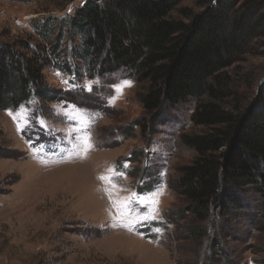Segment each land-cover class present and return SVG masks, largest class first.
<instances>
[{"label": "rangeland", "instance_id": "obj_1", "mask_svg": "<svg viewBox=\"0 0 264 264\" xmlns=\"http://www.w3.org/2000/svg\"><path fill=\"white\" fill-rule=\"evenodd\" d=\"M84 1L0 0L1 39L47 54L62 37L43 71L57 99L0 110V264H264V209L253 187L241 191L242 208L205 220L176 190L197 155L182 136L207 130L192 120L196 101L165 104L152 119L139 99L146 83L129 71L90 76L79 34L61 23ZM211 1L183 0L171 16L189 21ZM49 16L48 41L36 27ZM66 61L69 72L58 65ZM220 79L224 107L262 104L264 36Z\"/></svg>", "mask_w": 264, "mask_h": 264}, {"label": "trees", "instance_id": "obj_2", "mask_svg": "<svg viewBox=\"0 0 264 264\" xmlns=\"http://www.w3.org/2000/svg\"><path fill=\"white\" fill-rule=\"evenodd\" d=\"M181 1L85 0L61 23L79 34L78 55L90 76L122 68L146 83L139 99L152 119L165 104L196 101L192 120L207 130L182 136L197 155L181 167L176 185L188 210L200 220L214 210L230 214L242 208L247 187L257 191L264 209V102L230 109L218 101L223 95L217 87L221 73L264 36V0H212L189 21L171 16ZM52 18L36 27L48 41ZM61 38L57 32L47 54L24 40L0 38V110L33 97L57 99L60 90L46 82L43 71L54 63ZM58 65L70 71L67 61Z\"/></svg>", "mask_w": 264, "mask_h": 264}, {"label": "snow or ice", "instance_id": "obj_3", "mask_svg": "<svg viewBox=\"0 0 264 264\" xmlns=\"http://www.w3.org/2000/svg\"><path fill=\"white\" fill-rule=\"evenodd\" d=\"M125 84H126L127 86H130V82H125ZM9 115L12 116L13 119H16V118H17V115H19V113H17V114L14 115L11 111H9ZM84 144H85V148H84V150H83V153H80V154H82V155H86L88 149L91 147V144L89 143V139H88V137H85V138H84ZM108 171L114 173V169H111V168H110V169H108ZM120 175H122V174H120ZM99 179H101V180H109L110 177H108V176H100ZM134 196H135V194H134ZM126 199H127V198H126ZM145 203H147V201H145ZM152 203L155 204V203H158V201L155 200V199H153V200H152ZM117 207H118V209H119V208L121 207V205H117ZM123 207H127V204L123 205ZM156 231H159V229H157Z\"/></svg>", "mask_w": 264, "mask_h": 264}]
</instances>
